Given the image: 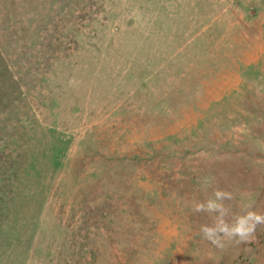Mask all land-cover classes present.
I'll return each instance as SVG.
<instances>
[{
	"label": "rangeland",
	"instance_id": "1",
	"mask_svg": "<svg viewBox=\"0 0 264 264\" xmlns=\"http://www.w3.org/2000/svg\"><path fill=\"white\" fill-rule=\"evenodd\" d=\"M50 1L0 0V264H264L195 211L264 215V0Z\"/></svg>",
	"mask_w": 264,
	"mask_h": 264
},
{
	"label": "clouds",
	"instance_id": "2",
	"mask_svg": "<svg viewBox=\"0 0 264 264\" xmlns=\"http://www.w3.org/2000/svg\"><path fill=\"white\" fill-rule=\"evenodd\" d=\"M215 199H209L206 203H198L195 206V211L216 212L218 217L215 227L201 226L200 231L203 233V238L208 240L211 244L222 247L221 237L218 233H223L229 238L239 236L242 240L254 230L256 224L264 223V215L255 212H247L245 216L237 217L233 226L229 227L223 220L226 210L219 201L223 199H231L229 193L216 191L214 193Z\"/></svg>",
	"mask_w": 264,
	"mask_h": 264
},
{
	"label": "trees",
	"instance_id": "3",
	"mask_svg": "<svg viewBox=\"0 0 264 264\" xmlns=\"http://www.w3.org/2000/svg\"><path fill=\"white\" fill-rule=\"evenodd\" d=\"M22 1V3L23 4H27V3H30L31 2V0H21ZM68 2L67 3H69V2H71V0H67ZM50 2H52V4L55 2V0H52V1H50ZM15 3H13V5H14ZM67 6H68V4H67ZM53 11V9H52V7L50 6L49 8H46V11ZM71 15H67V17H70ZM71 20H73V17H71ZM74 22V21H73ZM58 23H61V20L60 21H58ZM71 22H69V21H66V19H64V21H63V25H67V24H70ZM54 24H56L57 25V22H52V25H54ZM49 26H45V25H43V30H46L47 28H48ZM56 41V40H55ZM3 70L4 71H6V69L5 68H3Z\"/></svg>",
	"mask_w": 264,
	"mask_h": 264
}]
</instances>
